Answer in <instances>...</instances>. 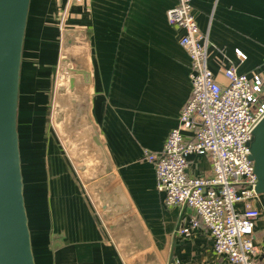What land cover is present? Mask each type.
<instances>
[{"label":"crops","instance_id":"1","mask_svg":"<svg viewBox=\"0 0 264 264\" xmlns=\"http://www.w3.org/2000/svg\"><path fill=\"white\" fill-rule=\"evenodd\" d=\"M173 5V0H30L19 100L23 67L58 66L59 78L61 52L68 50L50 120L54 75L46 92L45 80L32 82L34 100L42 101L34 115L42 107L46 119L38 144L43 155L30 157L27 165L17 124L35 264H168L171 254L174 264H230L214 252L205 227L190 236L178 233L193 211L164 205L154 165L144 156V150L161 151L191 90L181 33L166 19ZM192 5L216 80L225 84L223 69L232 66L264 77V0ZM190 172L209 175V161L196 158ZM254 245L256 264H264V217Z\"/></svg>","mask_w":264,"mask_h":264},{"label":"built area","instance_id":"2","mask_svg":"<svg viewBox=\"0 0 264 264\" xmlns=\"http://www.w3.org/2000/svg\"><path fill=\"white\" fill-rule=\"evenodd\" d=\"M173 1L166 19L181 33L178 44L189 58L191 90L161 151L144 150V156L154 165L164 205L193 211L178 233L190 236L203 226L218 256L230 264H256L254 232L264 200L255 192L247 143L264 116V77L232 66L222 72L227 82L219 83L208 67L209 43L197 24L193 0ZM196 158L209 161V175L190 172Z\"/></svg>","mask_w":264,"mask_h":264},{"label":"water","instance_id":"3","mask_svg":"<svg viewBox=\"0 0 264 264\" xmlns=\"http://www.w3.org/2000/svg\"><path fill=\"white\" fill-rule=\"evenodd\" d=\"M30 0H0V264H35L17 130L23 44ZM264 200V116L247 143ZM174 264L172 254L169 263Z\"/></svg>","mask_w":264,"mask_h":264},{"label":"rangeland","instance_id":"4","mask_svg":"<svg viewBox=\"0 0 264 264\" xmlns=\"http://www.w3.org/2000/svg\"><path fill=\"white\" fill-rule=\"evenodd\" d=\"M53 1L55 2L56 0H53ZM45 11L48 12V10L46 9V5H45ZM56 29H57V26H56ZM56 32H57V30H56ZM56 32H54L53 37H55ZM54 39H56V38H52L53 41H54ZM61 54H62V56H61V63H60L59 78H58L59 69L57 68L58 66L55 69H50L49 67L35 69V68L30 67L29 65H25L23 67V81H22V87H21V91H20V100H19V104H18L19 117L17 119V124H18L19 133L22 136V147H23V150H22L23 155L22 156H23V163L25 165L30 163L28 161V160H30V157L37 159L43 155V154L41 155L40 151L38 150V144L41 143V138L39 139V137L42 135L43 124H44V120L46 119V113H45V110L42 109V107H39L37 110L38 115H34V105L37 103L41 106L42 101H39V103H38L37 101L34 100V96L38 93L35 89V85H32V82L37 78H38V80H41V83H42V81L45 80L46 86L44 88V92H46L48 87H49V82H51V80L49 78L51 72L54 75L53 76L54 79L52 78V83H53L52 84L53 85L52 90H51L52 99H51L50 109H49V120H50L51 107H52V104L55 103V96H56V100H57V89L55 91L54 85L57 88V80L58 79H59V81L62 80V76L66 73L65 72L66 71L65 70V68H66L65 64L66 63H64L65 62L64 58L66 57V60H67L68 50L66 48H64L62 50ZM37 70H38V72H40L39 75H38V73L34 72ZM257 70H261V68H257ZM41 83L39 85H41ZM40 89L41 88L38 87L39 93H42L43 91L42 90L40 91ZM30 93H31V95L34 93L35 94L33 95L30 103H28L26 98H27V96L29 97ZM68 107H69V105H68ZM33 141H35L37 144L36 148H33V145H32V147H30V145H29L31 142H32V144H34ZM262 217H264V213L262 214L261 218Z\"/></svg>","mask_w":264,"mask_h":264},{"label":"flooded vegetation","instance_id":"5","mask_svg":"<svg viewBox=\"0 0 264 264\" xmlns=\"http://www.w3.org/2000/svg\"><path fill=\"white\" fill-rule=\"evenodd\" d=\"M263 88H264V86H263Z\"/></svg>","mask_w":264,"mask_h":264}]
</instances>
